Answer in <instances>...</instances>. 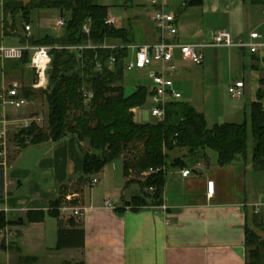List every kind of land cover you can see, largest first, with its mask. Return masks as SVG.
<instances>
[{"label":"crops","instance_id":"crops-1","mask_svg":"<svg viewBox=\"0 0 264 264\" xmlns=\"http://www.w3.org/2000/svg\"><path fill=\"white\" fill-rule=\"evenodd\" d=\"M99 4L108 6L107 15L115 17L116 27L133 29V39H139H134V44L157 41L152 16L160 6L175 16L177 33L168 38L181 43H207L210 33L218 29L243 42L250 41L252 31L264 34V5L249 0H202L191 6H184L183 0ZM123 17L126 23H120ZM201 50V64L182 60L177 51L174 54L178 68L172 79L181 93L179 100L203 113L207 124L246 121L237 122L258 100V91L264 90V46L256 53L246 47L204 46ZM18 69L15 62L0 59V90L14 81L20 83ZM144 69L151 79L150 96L154 88L150 73L157 64ZM235 80L244 82L243 93L227 104L222 92H227ZM46 83L37 89L29 87L32 98L21 107L0 103V128L8 129L9 138L0 211L8 220L23 218L29 211L44 213L40 221L7 225L6 233L0 232V264H246L250 249L246 228L264 241V210L255 214L250 206L264 195V170L254 169L249 163L218 165L214 153L208 162L198 160L167 170L162 204L136 211L124 204L138 193V188L124 187L127 177L123 158L109 162L91 176L97 178L96 184L89 186L88 182L80 192L66 193L62 205L83 207V215L69 212L70 217L65 218L59 212V219L65 229L82 233L66 236L65 244L58 247V218L48 213L49 202L59 196L62 185L70 186L79 178L81 155L88 145L68 134L59 141L17 148L13 139L18 126L15 121L37 114L33 110L36 94ZM136 89L125 93L123 87L124 95ZM259 102L264 109V94ZM138 108H133L137 122L156 121L150 113L136 118ZM179 155L171 152L172 158ZM184 169L190 171L186 176L182 175ZM208 181L214 182L212 195L207 194ZM107 199L114 203L113 208L105 204Z\"/></svg>","mask_w":264,"mask_h":264},{"label":"trees","instance_id":"trees-1","mask_svg":"<svg viewBox=\"0 0 264 264\" xmlns=\"http://www.w3.org/2000/svg\"><path fill=\"white\" fill-rule=\"evenodd\" d=\"M249 2L264 5V0ZM201 3L202 0H183L184 6ZM36 9L57 11L66 25L57 36L44 35L35 39L26 33L19 35L21 45L49 47L51 60L46 70V86L41 89L48 108L47 126L44 129L32 123L18 129L13 139L18 149L48 140L59 141L68 134L88 145L81 155L79 178L70 186L62 185L59 196L49 202L48 213L58 218V247L65 244L63 238L66 236L77 231L82 233V230L65 229L59 219L58 209L68 189L80 192L84 184L91 182L93 174L120 157L127 177L124 187L133 183L138 186V193L124 203L133 211L162 204L167 170L182 168L198 160L208 162L213 153L218 165L249 163L254 169L264 170V109L259 102L264 90L260 89L258 100L249 105V124L247 121L220 122L208 126L203 113L184 100L169 101L161 120L137 122L131 110L141 106L150 92L141 84L129 96L123 92L122 79L131 53L126 46L134 44L133 29L106 24L108 6L96 0H3V35H15L17 14L21 15L25 25H29L30 12ZM8 16L11 17L9 23L6 21ZM88 17L91 27L86 35L82 26ZM106 41H114L122 47L113 50L83 47L87 44L99 46ZM30 56L31 50L25 49L20 59L5 61L15 62L17 66L26 65ZM111 56L114 60L109 64ZM87 92L92 94L91 98ZM32 94L30 88L22 86L20 95L26 100L31 99ZM250 137L252 147L249 150ZM174 151L180 155L172 158ZM149 169L153 171L140 177ZM3 171L0 166V193ZM43 215L42 211H29L23 218L8 220L0 211V232L7 225L40 221ZM246 245L250 248L246 264H264V241L249 228H246Z\"/></svg>","mask_w":264,"mask_h":264},{"label":"built area","instance_id":"built-area-1","mask_svg":"<svg viewBox=\"0 0 264 264\" xmlns=\"http://www.w3.org/2000/svg\"><path fill=\"white\" fill-rule=\"evenodd\" d=\"M157 4L158 0H151ZM152 20L155 28L158 31V39L153 43L143 44H128L126 47L130 50V58L125 65V71L132 69H144L151 66L153 63L157 64V69L151 71L150 76L152 78L154 88L150 94V102L147 107V111L156 119V121L164 118L165 107L169 101L179 100L181 93L174 88L172 75L177 70L178 66L174 62V54L177 51L182 60L192 64H201L204 60L202 48L204 46H225V47H246L251 53H256L261 47L264 46V34L257 31L249 33L250 41L243 42L240 40H234L230 34L224 29H218L210 33V41L207 43H181L178 41L170 40L168 36H174L177 33V27L175 25V16L173 12L167 10L164 6H160L152 16ZM105 23L115 26V17L107 15ZM66 25V21L63 18H57L54 23V29L59 30ZM91 19L88 17L83 26V32L88 35L90 33ZM26 35H30V26L25 25ZM86 48H104L113 50L117 47H122L120 44L114 41H106L99 46L87 44L83 46ZM25 49L31 50V56L29 61V67L34 70L36 79L30 84L31 89H37L44 85H40L41 74L45 75V83L47 81L46 70L50 63L49 47L47 46H28V45H14L5 46L0 44V59L2 60H17L23 55ZM114 58H109V64L113 62ZM99 68V65H98ZM244 82L242 80H235L228 86V92L232 97H240L243 93ZM22 85L19 82H12L6 88L0 90V103L4 106L21 107L26 103V98L20 95ZM88 98H91L92 94L87 92ZM134 110V109H133ZM17 130L21 128H27L30 124L35 123L41 126L42 118L39 115L32 114L28 117L17 119ZM8 129L0 128V166L6 168V158L8 151ZM151 169L147 172H143L141 177L149 174ZM188 169L182 170V175L189 174ZM98 182L96 177L91 179L89 186H93ZM150 190L152 188H149ZM214 190V182H207V194L212 195ZM105 204L108 207L113 208L114 203L107 199ZM254 213H260L264 210V195L257 202L250 204ZM59 212L65 214V218L70 217L68 214L72 212V215L82 217L83 207H75L72 205H62ZM3 234L6 233V229L3 230Z\"/></svg>","mask_w":264,"mask_h":264},{"label":"rangeland","instance_id":"rangeland-1","mask_svg":"<svg viewBox=\"0 0 264 264\" xmlns=\"http://www.w3.org/2000/svg\"><path fill=\"white\" fill-rule=\"evenodd\" d=\"M2 1L0 0V34L2 35V44L5 46H14L18 45L20 43L19 35H23L26 33L25 31V24L23 23V20L21 18L20 14H17L15 16V35H10V36H4L3 35V30H2V25H3V11H2ZM99 3H106L109 5H113L114 0H98ZM115 15V14H114ZM122 15V14H121ZM117 16V15H115ZM59 18V14L57 11L53 9H36L32 10L29 15V25H30V36H33L35 39L36 38H41L44 35H50V36H57L58 34L62 33V29L55 30L54 29V23L55 20ZM127 18H121L119 19L120 23H126ZM6 21L9 23L11 22V17L8 16L6 17ZM136 42H139L138 36L134 37ZM19 69L17 70V76L16 78L19 79L20 84L25 87H30V83H32L36 79V75L34 73V70L31 69L28 64L26 65H18ZM147 69L144 70H137V69H132L130 71H125L124 72V78L122 79V86L125 88V93H129L132 91L136 86L138 85H145L149 87L151 84V79L148 77L147 74ZM228 92V91H227ZM225 90L222 92V97L225 103L229 104L230 102L233 103L234 97H232L229 92L227 93ZM36 107L33 108L36 112V115H39L42 118V123L41 126L42 128H46L47 126V103L45 101V98L43 94L39 92V94H36ZM150 102V96L148 95L146 98V101L139 106L137 113H136V118L140 119L143 114H148L149 112L147 111L148 104ZM249 112L247 111L246 116H243L242 118L238 119L237 122H241L244 119L249 124ZM149 118V117H148ZM148 120L142 121V122H147ZM211 124H208L210 126ZM252 147V140L251 137L249 138L248 141V149L250 150ZM141 177V176H140ZM140 177H136L137 179H141ZM133 178V177H132ZM144 178V177H143ZM143 180V179H141ZM133 187L138 186L133 183L131 184ZM132 187L130 186L129 189ZM68 190H73L69 188Z\"/></svg>","mask_w":264,"mask_h":264},{"label":"bare ground","instance_id":"bare-ground-1","mask_svg":"<svg viewBox=\"0 0 264 264\" xmlns=\"http://www.w3.org/2000/svg\"><path fill=\"white\" fill-rule=\"evenodd\" d=\"M45 84V75L44 73L41 74V81H40V85H44Z\"/></svg>","mask_w":264,"mask_h":264},{"label":"water","instance_id":"water-1","mask_svg":"<svg viewBox=\"0 0 264 264\" xmlns=\"http://www.w3.org/2000/svg\"><path fill=\"white\" fill-rule=\"evenodd\" d=\"M131 113H132L133 115L135 114L133 109L131 110Z\"/></svg>","mask_w":264,"mask_h":264}]
</instances>
